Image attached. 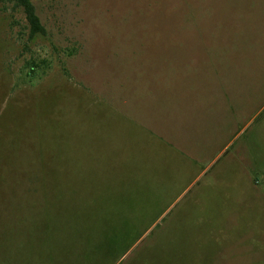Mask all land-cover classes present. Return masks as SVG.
<instances>
[{
  "label": "rangeland",
  "instance_id": "obj_1",
  "mask_svg": "<svg viewBox=\"0 0 264 264\" xmlns=\"http://www.w3.org/2000/svg\"><path fill=\"white\" fill-rule=\"evenodd\" d=\"M32 2L28 40L0 0V264H83L90 224L98 264H264V0Z\"/></svg>",
  "mask_w": 264,
  "mask_h": 264
},
{
  "label": "trees",
  "instance_id": "obj_2",
  "mask_svg": "<svg viewBox=\"0 0 264 264\" xmlns=\"http://www.w3.org/2000/svg\"><path fill=\"white\" fill-rule=\"evenodd\" d=\"M13 6L18 8L23 13L27 28H28V40H32L37 35H45L46 30L43 24L40 22L38 15L36 14L35 6L32 0H11ZM42 65H46L45 61H41ZM40 65L31 61L26 66L27 68V76L31 79L35 78L37 75V70L39 69ZM133 199V198H132ZM147 204V203H146ZM145 204V205H146ZM154 204V201H153ZM135 206H138L140 209V214L144 211V213L153 211L152 204H147L144 208H140L139 202H135L134 199L131 202V199L125 203H112L111 208L112 212L116 215L123 214V210L126 209L127 216H129L128 212L132 214L136 213ZM110 208V210H111ZM128 218V217H127ZM156 219L154 220V222ZM133 222H136L135 220ZM86 226V225H85ZM97 234V235H96ZM118 239L112 235V233H107L103 227H96L94 225H89L88 229L82 232L76 239L73 241L71 240L65 250L64 256L66 260L69 254H74V250L76 249L79 255L83 258L85 263L93 264L97 262V264L101 261V257L105 252L110 251L114 245L117 243ZM64 247V246H63ZM69 249V251L67 250ZM75 248V249H74ZM89 251L91 254L84 256V253ZM66 263V262H65ZM64 263V264H65ZM81 263V262H80Z\"/></svg>",
  "mask_w": 264,
  "mask_h": 264
}]
</instances>
